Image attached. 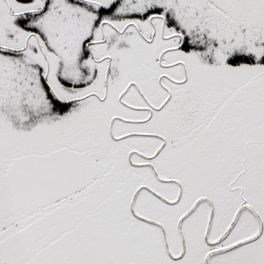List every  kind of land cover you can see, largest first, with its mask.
<instances>
[{
    "label": "snow or ice",
    "instance_id": "snow-or-ice-1",
    "mask_svg": "<svg viewBox=\"0 0 264 264\" xmlns=\"http://www.w3.org/2000/svg\"><path fill=\"white\" fill-rule=\"evenodd\" d=\"M0 264H264V0H0Z\"/></svg>",
    "mask_w": 264,
    "mask_h": 264
}]
</instances>
